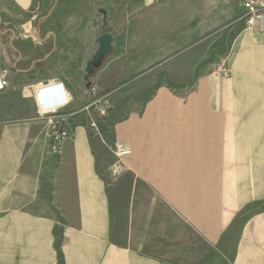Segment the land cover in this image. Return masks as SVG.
<instances>
[{
	"label": "crops",
	"instance_id": "obj_1",
	"mask_svg": "<svg viewBox=\"0 0 264 264\" xmlns=\"http://www.w3.org/2000/svg\"><path fill=\"white\" fill-rule=\"evenodd\" d=\"M242 3L0 0V264H210L237 225L232 264H264V29ZM38 92L69 103L60 157Z\"/></svg>",
	"mask_w": 264,
	"mask_h": 264
},
{
	"label": "built area",
	"instance_id": "obj_2",
	"mask_svg": "<svg viewBox=\"0 0 264 264\" xmlns=\"http://www.w3.org/2000/svg\"><path fill=\"white\" fill-rule=\"evenodd\" d=\"M243 21L249 29H264V0H243ZM216 73L222 76L227 75L224 67L217 66ZM7 81L5 74H0V91L6 88ZM49 86V84L45 85ZM94 97V101H90L89 105L84 109L88 113H96L99 117L104 118L108 115L109 107L106 101H99L98 90L94 87L90 91ZM36 99L40 109L41 119L48 122L47 136L51 141L50 152L54 156L60 157L63 151L65 142L70 138L69 131L65 128L67 122V114L62 112L69 107V103L63 104L60 107H47L40 92L36 94ZM92 127H96L95 121L91 123ZM116 157L115 164L110 168V177L113 180L119 179L127 170L124 159L132 154L123 143L117 142L114 147Z\"/></svg>",
	"mask_w": 264,
	"mask_h": 264
},
{
	"label": "rangeland",
	"instance_id": "obj_3",
	"mask_svg": "<svg viewBox=\"0 0 264 264\" xmlns=\"http://www.w3.org/2000/svg\"><path fill=\"white\" fill-rule=\"evenodd\" d=\"M260 207H261V203L257 208L260 209ZM239 230L240 229L238 225L232 228L231 232L222 242V245L218 248V250H215L214 253L212 254L210 264H232L234 248L236 246L237 238L239 236Z\"/></svg>",
	"mask_w": 264,
	"mask_h": 264
},
{
	"label": "water",
	"instance_id": "obj_4",
	"mask_svg": "<svg viewBox=\"0 0 264 264\" xmlns=\"http://www.w3.org/2000/svg\"><path fill=\"white\" fill-rule=\"evenodd\" d=\"M112 41L113 38L110 34H104L100 37L99 51L96 54L95 60L89 63V71H91V68L94 64L99 63L104 56L110 53Z\"/></svg>",
	"mask_w": 264,
	"mask_h": 264
}]
</instances>
